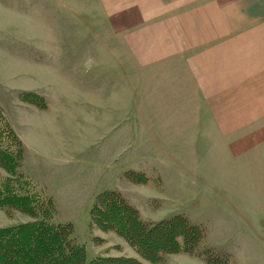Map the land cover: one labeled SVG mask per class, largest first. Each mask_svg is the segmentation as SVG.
<instances>
[{
    "label": "rangeland",
    "instance_id": "rangeland-1",
    "mask_svg": "<svg viewBox=\"0 0 264 264\" xmlns=\"http://www.w3.org/2000/svg\"><path fill=\"white\" fill-rule=\"evenodd\" d=\"M143 1L0 0V113L22 142V173L52 199V220L73 224L87 263L152 264L92 222L98 195L112 189L147 225L179 214L203 226L191 251L165 253L164 263L264 264V107L251 116L257 106L226 102L216 120L187 102L173 86V37L156 39L157 52L153 39L148 56L131 48V30L153 24ZM217 121L231 133L218 135ZM31 220L0 206V227Z\"/></svg>",
    "mask_w": 264,
    "mask_h": 264
},
{
    "label": "crops",
    "instance_id": "crops-1",
    "mask_svg": "<svg viewBox=\"0 0 264 264\" xmlns=\"http://www.w3.org/2000/svg\"><path fill=\"white\" fill-rule=\"evenodd\" d=\"M256 8L261 9L259 17L249 13ZM140 13L153 24L131 30V48L148 56L159 50L156 39L163 43L164 38L173 37V86H182L187 102H201L210 112L205 109L206 116L211 114L213 119L219 117L220 109L225 111L226 102L257 106L251 116L262 110L264 0H149L143 1ZM149 62L138 60L143 66ZM238 106L242 105L234 108ZM217 122L213 129L218 135L231 133Z\"/></svg>",
    "mask_w": 264,
    "mask_h": 264
},
{
    "label": "trees",
    "instance_id": "trees-1",
    "mask_svg": "<svg viewBox=\"0 0 264 264\" xmlns=\"http://www.w3.org/2000/svg\"><path fill=\"white\" fill-rule=\"evenodd\" d=\"M0 115V166L7 173L6 179L0 181V206L16 208L33 217L26 223L0 227V264H146L128 256H95L87 263L85 248L76 241L73 224L54 222L52 199L44 203L32 192L34 184L21 170L22 142L9 121ZM5 134H11L9 144L3 141ZM97 202L99 206L91 210L92 222L114 229L152 264H167L163 262L165 253L191 251L204 235L203 226L191 224L179 214L147 225L138 209L118 190L106 189L98 195Z\"/></svg>",
    "mask_w": 264,
    "mask_h": 264
}]
</instances>
